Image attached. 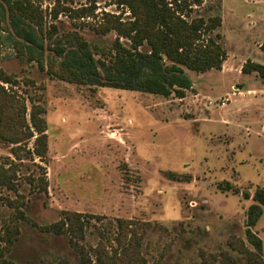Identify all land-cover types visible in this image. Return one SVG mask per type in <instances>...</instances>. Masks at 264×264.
Here are the masks:
<instances>
[{"label":"rangeland","instance_id":"1","mask_svg":"<svg viewBox=\"0 0 264 264\" xmlns=\"http://www.w3.org/2000/svg\"><path fill=\"white\" fill-rule=\"evenodd\" d=\"M16 1L30 6L34 17L26 23L44 51L39 63L0 0V72L11 79L0 85L20 97L29 125L32 106L43 109L47 154L29 153L34 137L18 161L13 146L0 141V164L19 165L14 190L0 191V228L15 222L8 198L23 202L39 225L58 221L62 212L81 214L88 221L81 246L92 264L99 240L113 239L115 219L144 223L148 258L159 264H225L231 237L251 249L246 213L255 192L264 190V81L242 68L247 61L264 65V0H203L191 7L189 19L221 16L215 34L227 57L220 70L187 71L193 88L183 99L85 86L51 72L58 45L86 43L99 67L114 56L117 40L130 49L115 30L103 33L112 20L131 19L127 7L112 0ZM226 97L228 104L219 106ZM225 183L231 190L220 189ZM20 225L21 261L39 252L36 264H73L66 239ZM253 230L264 258V214ZM58 252L64 259L54 262Z\"/></svg>","mask_w":264,"mask_h":264},{"label":"trees","instance_id":"2","mask_svg":"<svg viewBox=\"0 0 264 264\" xmlns=\"http://www.w3.org/2000/svg\"><path fill=\"white\" fill-rule=\"evenodd\" d=\"M8 6V16L18 36L25 41V48L34 55L39 63L43 56V46L37 45L34 29L28 25L34 15L29 5L23 2L4 0ZM118 6L129 9L131 19L121 22L112 20L103 33L115 30L119 37L130 41L131 48L123 47L119 40L114 44L115 54L109 63H102L94 58L86 43L78 47L58 45L53 49L55 60L51 72L71 83L85 86H98L122 91L140 92L150 95L169 97L175 95L185 98V92L193 88V81L187 71L205 73L220 70L227 57V51L221 43V34L215 32L222 27L220 15L213 17L198 16L190 18L191 7L200 6L203 0H112ZM147 46V50L143 48ZM37 49V50H36ZM37 55V56H36ZM39 55V56H38ZM243 74H257L264 81V65L247 61ZM0 81L11 84V79L0 72ZM20 97L13 91L0 85V141L12 145L16 160H24L26 142L35 137L36 157L43 159L47 154L46 122L42 117L43 109L33 105L30 125L26 120V107ZM0 164V191L14 190L17 179L18 164L7 159ZM44 182V181H42ZM222 190H231V185H219ZM46 190V189H45ZM252 204L246 213L244 241L231 237L228 240L229 251L225 264H264L263 241L254 232V228L264 214V190L258 189ZM7 206L14 210V221L0 228V259L3 264H36L17 256L21 240L20 222L28 223L42 237L63 238L69 245L67 257L73 264H92L84 252L81 242L85 240L87 220L79 213L62 212L58 221L39 225L32 222L23 210L24 203L6 198ZM22 224V223H21ZM114 236L109 243L102 239L95 245L92 255L95 264H159L160 260L151 262L145 244L144 223L132 220L115 219L111 224ZM146 238V237H145ZM10 259H4L5 254ZM61 258L54 256V262ZM67 259V258H66Z\"/></svg>","mask_w":264,"mask_h":264},{"label":"built area","instance_id":"3","mask_svg":"<svg viewBox=\"0 0 264 264\" xmlns=\"http://www.w3.org/2000/svg\"><path fill=\"white\" fill-rule=\"evenodd\" d=\"M230 98L226 97L224 99H221L219 102H218V105L221 106V107H225L228 102H229ZM210 105H213V103L209 102Z\"/></svg>","mask_w":264,"mask_h":264}]
</instances>
